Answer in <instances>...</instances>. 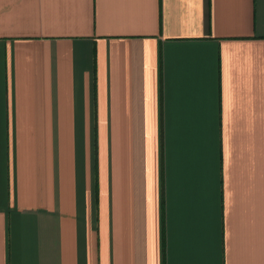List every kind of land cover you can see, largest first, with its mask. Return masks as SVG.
Masks as SVG:
<instances>
[{
  "label": "crops",
  "instance_id": "obj_1",
  "mask_svg": "<svg viewBox=\"0 0 264 264\" xmlns=\"http://www.w3.org/2000/svg\"><path fill=\"white\" fill-rule=\"evenodd\" d=\"M0 264H264V0H0Z\"/></svg>",
  "mask_w": 264,
  "mask_h": 264
}]
</instances>
